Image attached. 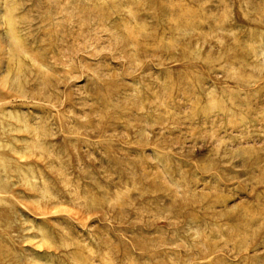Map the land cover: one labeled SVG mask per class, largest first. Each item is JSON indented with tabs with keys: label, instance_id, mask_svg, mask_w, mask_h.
Returning <instances> with one entry per match:
<instances>
[{
	"label": "rangeland",
	"instance_id": "rangeland-1",
	"mask_svg": "<svg viewBox=\"0 0 264 264\" xmlns=\"http://www.w3.org/2000/svg\"><path fill=\"white\" fill-rule=\"evenodd\" d=\"M0 264H264V0H0Z\"/></svg>",
	"mask_w": 264,
	"mask_h": 264
}]
</instances>
